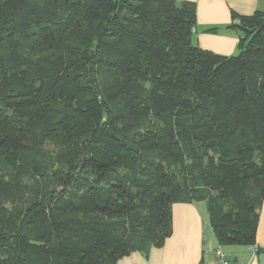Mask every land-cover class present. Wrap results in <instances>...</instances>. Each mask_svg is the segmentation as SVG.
<instances>
[{
  "label": "trees",
  "instance_id": "16d2710c",
  "mask_svg": "<svg viewBox=\"0 0 264 264\" xmlns=\"http://www.w3.org/2000/svg\"><path fill=\"white\" fill-rule=\"evenodd\" d=\"M178 0H0V264H117L204 201L221 245L264 201V13L238 52Z\"/></svg>",
  "mask_w": 264,
  "mask_h": 264
},
{
  "label": "crops",
  "instance_id": "0c3cea01",
  "mask_svg": "<svg viewBox=\"0 0 264 264\" xmlns=\"http://www.w3.org/2000/svg\"><path fill=\"white\" fill-rule=\"evenodd\" d=\"M196 7L195 43L204 50L221 55H233L242 30L233 25L240 16L264 13V0H178ZM178 202L173 205V231L162 246H152L147 252L132 251L117 264H202L212 263L218 246L237 262L264 264V201L254 245H221L209 223L206 202Z\"/></svg>",
  "mask_w": 264,
  "mask_h": 264
},
{
  "label": "built area",
  "instance_id": "2783aa9c",
  "mask_svg": "<svg viewBox=\"0 0 264 264\" xmlns=\"http://www.w3.org/2000/svg\"><path fill=\"white\" fill-rule=\"evenodd\" d=\"M215 259L212 263L204 262L202 264H245L234 260L227 252H225L221 246H218L214 250Z\"/></svg>",
  "mask_w": 264,
  "mask_h": 264
},
{
  "label": "rangeland",
  "instance_id": "374dc122",
  "mask_svg": "<svg viewBox=\"0 0 264 264\" xmlns=\"http://www.w3.org/2000/svg\"><path fill=\"white\" fill-rule=\"evenodd\" d=\"M202 205H204V202H202Z\"/></svg>",
  "mask_w": 264,
  "mask_h": 264
}]
</instances>
